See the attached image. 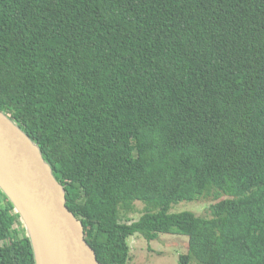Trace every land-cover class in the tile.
I'll return each mask as SVG.
<instances>
[{
    "label": "trees",
    "instance_id": "trees-1",
    "mask_svg": "<svg viewBox=\"0 0 264 264\" xmlns=\"http://www.w3.org/2000/svg\"><path fill=\"white\" fill-rule=\"evenodd\" d=\"M0 112L101 264L160 234L188 237L179 264H264V0H0ZM0 264H36L1 189Z\"/></svg>",
    "mask_w": 264,
    "mask_h": 264
},
{
    "label": "water",
    "instance_id": "water-1",
    "mask_svg": "<svg viewBox=\"0 0 264 264\" xmlns=\"http://www.w3.org/2000/svg\"><path fill=\"white\" fill-rule=\"evenodd\" d=\"M0 189L21 216L36 264H101L38 144L2 112Z\"/></svg>",
    "mask_w": 264,
    "mask_h": 264
},
{
    "label": "rangeland",
    "instance_id": "rangeland-1",
    "mask_svg": "<svg viewBox=\"0 0 264 264\" xmlns=\"http://www.w3.org/2000/svg\"><path fill=\"white\" fill-rule=\"evenodd\" d=\"M233 195L230 193L229 197ZM223 197V196H222ZM228 196H224V198ZM216 202L214 194L194 202H181L172 205L171 214L192 212L198 216H209L210 206ZM144 212V205L136 203V212L125 217L121 212L123 221H137ZM188 237L160 234L156 241L148 242L141 235L128 239L130 246V259L127 264H179L180 256L188 253ZM190 264H198L192 260Z\"/></svg>",
    "mask_w": 264,
    "mask_h": 264
}]
</instances>
